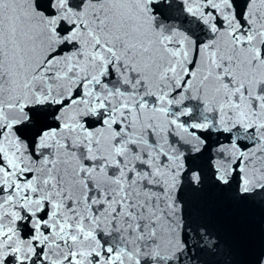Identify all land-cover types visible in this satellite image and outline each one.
I'll return each instance as SVG.
<instances>
[{
  "label": "snow or ice",
  "instance_id": "obj_1",
  "mask_svg": "<svg viewBox=\"0 0 264 264\" xmlns=\"http://www.w3.org/2000/svg\"><path fill=\"white\" fill-rule=\"evenodd\" d=\"M0 264H264V0H0Z\"/></svg>",
  "mask_w": 264,
  "mask_h": 264
},
{
  "label": "water",
  "instance_id": "obj_2",
  "mask_svg": "<svg viewBox=\"0 0 264 264\" xmlns=\"http://www.w3.org/2000/svg\"><path fill=\"white\" fill-rule=\"evenodd\" d=\"M229 222L228 221H225V224L227 225Z\"/></svg>",
  "mask_w": 264,
  "mask_h": 264
}]
</instances>
